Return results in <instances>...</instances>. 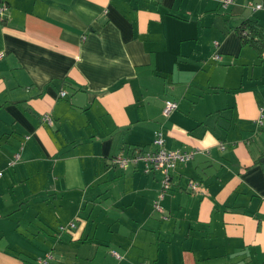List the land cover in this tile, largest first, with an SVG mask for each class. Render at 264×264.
Masks as SVG:
<instances>
[{
  "label": "crops",
  "instance_id": "1",
  "mask_svg": "<svg viewBox=\"0 0 264 264\" xmlns=\"http://www.w3.org/2000/svg\"><path fill=\"white\" fill-rule=\"evenodd\" d=\"M4 6L0 264H264V0ZM156 132L197 151L163 199L110 163Z\"/></svg>",
  "mask_w": 264,
  "mask_h": 264
},
{
  "label": "built area",
  "instance_id": "2",
  "mask_svg": "<svg viewBox=\"0 0 264 264\" xmlns=\"http://www.w3.org/2000/svg\"><path fill=\"white\" fill-rule=\"evenodd\" d=\"M232 2L233 0H221V4L225 8L228 7ZM4 11H6L5 6L0 9V16ZM217 58L220 57L217 56ZM65 95L66 93L62 92V96ZM177 108H178V104L175 101L167 100L165 102L163 115L165 117H169L173 112L177 110ZM263 118L264 116L261 115L258 120V124L260 125V127H262L264 124ZM42 120L49 125L53 124V119L48 115H44ZM196 153L197 151H180V150L169 151L165 147V138L163 133L156 132L153 140V149L151 150L137 149L132 153H130L128 156L114 157L113 159H111L110 163L124 170L132 165H137L142 163L144 165V171L146 173H151V172L162 173L164 175V180H163L162 194L160 198L163 199L165 191L169 190L171 186V172L174 169H176L178 164L186 163L192 160ZM16 159H18V157ZM1 175L2 173H0V176ZM195 186L196 185L193 183L190 185L192 189L195 188ZM154 208L158 212H163V209L158 202L155 203ZM71 228H75L74 223L70 225V227L68 228L62 227L61 230L64 232ZM112 254L114 257L118 259L121 258L117 252H113ZM37 264H49V262L48 259H40L37 261Z\"/></svg>",
  "mask_w": 264,
  "mask_h": 264
},
{
  "label": "trees",
  "instance_id": "3",
  "mask_svg": "<svg viewBox=\"0 0 264 264\" xmlns=\"http://www.w3.org/2000/svg\"><path fill=\"white\" fill-rule=\"evenodd\" d=\"M2 1H3V0H0V3H2ZM246 24H248V23H246ZM242 30H244V29H242ZM242 30H241V31H242Z\"/></svg>",
  "mask_w": 264,
  "mask_h": 264
},
{
  "label": "rangeland",
  "instance_id": "4",
  "mask_svg": "<svg viewBox=\"0 0 264 264\" xmlns=\"http://www.w3.org/2000/svg\"><path fill=\"white\" fill-rule=\"evenodd\" d=\"M257 134V133H256Z\"/></svg>",
  "mask_w": 264,
  "mask_h": 264
}]
</instances>
